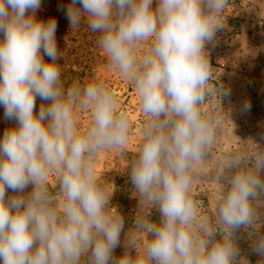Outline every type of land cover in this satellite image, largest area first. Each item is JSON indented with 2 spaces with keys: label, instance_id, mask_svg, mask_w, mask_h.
I'll use <instances>...</instances> for the list:
<instances>
[{
  "label": "clouds",
  "instance_id": "1",
  "mask_svg": "<svg viewBox=\"0 0 264 264\" xmlns=\"http://www.w3.org/2000/svg\"><path fill=\"white\" fill-rule=\"evenodd\" d=\"M227 4L70 0L61 8L70 30L83 21L99 34L98 47L134 84L148 117L129 175L139 197L158 206L161 219L159 224L136 221V233L151 237L139 251L94 168L103 151L125 148L131 127L127 114L117 110L115 93L103 83L65 87L57 21L37 19L41 0H0V107L4 119L15 122L0 136L2 264H238L234 236L260 218L254 204L264 193V151L230 156L216 176L218 183L227 179L228 184L218 206L220 239L190 195V172L209 155L215 138L211 119L200 110L211 78L205 46L214 39ZM147 41L150 50L138 57ZM226 94L223 90L220 97ZM37 98L42 101L38 111ZM77 110L90 111L84 131ZM53 172L62 207L48 188ZM120 246L124 252L116 257ZM129 248L137 250L135 258ZM251 250L264 264V235Z\"/></svg>",
  "mask_w": 264,
  "mask_h": 264
},
{
  "label": "rangeland",
  "instance_id": "2",
  "mask_svg": "<svg viewBox=\"0 0 264 264\" xmlns=\"http://www.w3.org/2000/svg\"><path fill=\"white\" fill-rule=\"evenodd\" d=\"M69 2L41 0L37 19L47 21L55 18L57 21L56 41L63 51V59L59 63L65 87L83 86L92 81L103 83L115 93L117 110L124 111L129 118L131 127L125 148L103 151L94 161V168L98 184L112 196V206L125 219V231L135 234L138 249L142 251L151 237L146 231L136 233V221L146 219L159 224L161 219L158 206L148 205L139 197L129 175L143 142L148 117L142 110L134 84L110 65L98 47L99 34L93 33L83 21L78 29L70 30L69 22L61 11L62 6ZM217 27L214 39L205 46V55L211 64V78L205 102L200 105L202 114L212 121L215 138L209 155L194 165L190 172V195L198 202L199 215L217 228V239H220L218 206L228 184L227 179L218 183L216 176L230 156L244 155L247 158L254 152L264 151V139H261L264 137V0H228ZM150 48L151 41L142 43L137 56L144 55ZM223 90L227 94L220 97ZM245 101L250 103L247 111L244 110ZM41 103L37 98V111ZM75 115L79 129L86 130L90 111L77 110ZM13 126L15 122L6 121L4 109L0 107V136L6 128ZM246 162L250 167V161ZM232 174L231 170L226 171V177ZM48 188L57 197L58 206L62 207L64 198L55 172L49 177ZM254 206L259 220L234 236V242L240 248L238 264H258L260 259L251 249L257 238L264 235V193L260 194ZM123 240L126 237L122 234L121 244ZM123 252V246L117 247L114 256L119 257ZM129 253L135 258L137 250L129 248Z\"/></svg>",
  "mask_w": 264,
  "mask_h": 264
}]
</instances>
